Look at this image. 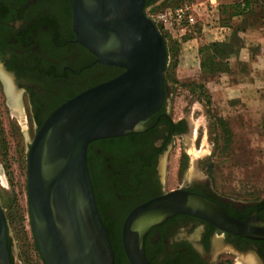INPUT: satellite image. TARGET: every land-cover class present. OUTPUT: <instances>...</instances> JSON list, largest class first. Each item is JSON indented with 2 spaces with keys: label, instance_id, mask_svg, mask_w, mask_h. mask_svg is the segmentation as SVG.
<instances>
[{
  "label": "water",
  "instance_id": "obj_1",
  "mask_svg": "<svg viewBox=\"0 0 264 264\" xmlns=\"http://www.w3.org/2000/svg\"><path fill=\"white\" fill-rule=\"evenodd\" d=\"M71 16L74 40L96 62L121 72L58 105L28 141L30 224L45 264H113L109 233L88 171L87 147L97 139L146 128L166 99V44L145 11V0H71ZM177 213L232 234L264 238V220L255 212L238 219L209 197L176 188L137 205L125 217L121 244L130 264H150L144 252L145 234ZM7 239L0 207V264L10 262Z\"/></svg>",
  "mask_w": 264,
  "mask_h": 264
},
{
  "label": "flooded vegetation",
  "instance_id": "obj_2",
  "mask_svg": "<svg viewBox=\"0 0 264 264\" xmlns=\"http://www.w3.org/2000/svg\"><path fill=\"white\" fill-rule=\"evenodd\" d=\"M74 38L71 0H0V86L22 126H34L36 131L65 100L121 72L96 62ZM7 79L15 95L14 106L6 91ZM166 88L165 84L167 96ZM187 129L185 119L171 118L165 99L144 130L88 145L89 175L103 215L116 221L114 211H119L125 219L137 205L164 193L160 159ZM181 188L209 197L235 218L255 212L264 220V203H237L215 192L208 180H194ZM217 243L239 256L242 264H264V238L222 231L185 213L153 226L144 236V252L150 264H214L211 255ZM119 264L130 263L124 258Z\"/></svg>",
  "mask_w": 264,
  "mask_h": 264
},
{
  "label": "rangeland",
  "instance_id": "obj_3",
  "mask_svg": "<svg viewBox=\"0 0 264 264\" xmlns=\"http://www.w3.org/2000/svg\"><path fill=\"white\" fill-rule=\"evenodd\" d=\"M184 1L192 3L196 19L191 32L180 35L173 27L155 20L160 10ZM235 2L156 0L145 7V11L154 19L168 50L164 83L168 89L165 97L169 115L174 120L185 119L188 126L183 137L177 136L169 152L161 157L162 191L181 188L194 180H208L215 192L250 205L264 203V126H261L264 102L254 98L249 87L241 104H231L234 94L232 88H228L231 86L218 83L220 79L209 82L215 77H206L201 72L200 54L195 50L200 43L212 42L209 36L214 28L228 25ZM235 54L228 51L223 57L229 60ZM222 80L226 82L227 78ZM220 119L226 123L218 124ZM34 133V126H22L18 115L11 111L1 85L0 207L7 225V247L12 264H45L32 234L28 207L26 156L28 141ZM114 212L116 221L107 214L103 217L112 229L115 245L117 238L120 239V250L115 248L121 256L115 263L119 264L127 259L121 244L124 212ZM218 244L211 255L214 264H242L239 256L227 252L224 245L220 249Z\"/></svg>",
  "mask_w": 264,
  "mask_h": 264
},
{
  "label": "crops",
  "instance_id": "obj_4",
  "mask_svg": "<svg viewBox=\"0 0 264 264\" xmlns=\"http://www.w3.org/2000/svg\"><path fill=\"white\" fill-rule=\"evenodd\" d=\"M259 1L256 3L259 7L231 16L228 25L214 28L209 36L212 42H231L232 49L236 51L228 62L231 69L220 71L215 80H209L218 82L220 79L221 82L218 83L231 86L228 88H232L234 94L230 103L234 105L241 104L242 99L246 98L245 90L249 87L257 95L253 97H258L264 102V0ZM208 43L210 42L202 44ZM202 44L196 46L195 50L198 51ZM225 77L226 82L222 80Z\"/></svg>",
  "mask_w": 264,
  "mask_h": 264
},
{
  "label": "trees",
  "instance_id": "obj_5",
  "mask_svg": "<svg viewBox=\"0 0 264 264\" xmlns=\"http://www.w3.org/2000/svg\"><path fill=\"white\" fill-rule=\"evenodd\" d=\"M156 0H145V7L152 5ZM259 0H242V1H236L235 5L233 6L232 12L229 14V17L239 14V13H244L245 11H252L255 7H259L256 3H259ZM230 20V19H229ZM228 20V21H229ZM227 21V22H228ZM231 42H210L208 44H202L201 47H199L198 53L200 54V68L201 72L205 73L206 77H211V76H216L220 71H227L231 69L230 65L228 64L229 60L227 58H224V54L227 53L228 51L236 52L234 49H232ZM168 61V50H167V57H166V64ZM166 71V69H165ZM164 71V73H165ZM226 123L223 119H220L218 121V124H224ZM261 125L264 126V117L262 118ZM227 131V130H224ZM91 141L90 143H92ZM89 143V144H90ZM88 144V145H89ZM88 160V157H87ZM87 166H88V161H87ZM88 170L90 172V169L88 167ZM90 179L92 181L93 187H94V181L90 175ZM95 200L96 204L99 210V213L101 215V218L103 220V223L107 227L108 233H109V238L111 242V246L114 252V260L113 264L117 262L118 259H121L120 255L118 256L116 253L115 248L117 247L118 250H120V239L116 241V245L113 242L112 239V229L110 226L107 225L105 218L103 217L102 209L101 206L99 205L97 201V194L95 192ZM120 261V260H119ZM10 263L12 264V260H10Z\"/></svg>",
  "mask_w": 264,
  "mask_h": 264
},
{
  "label": "built area",
  "instance_id": "obj_6",
  "mask_svg": "<svg viewBox=\"0 0 264 264\" xmlns=\"http://www.w3.org/2000/svg\"><path fill=\"white\" fill-rule=\"evenodd\" d=\"M155 20L160 21L166 27H173L180 35L185 34V32H191L196 23L192 12V3L189 1L160 10L155 16Z\"/></svg>",
  "mask_w": 264,
  "mask_h": 264
},
{
  "label": "bare ground",
  "instance_id": "obj_7",
  "mask_svg": "<svg viewBox=\"0 0 264 264\" xmlns=\"http://www.w3.org/2000/svg\"><path fill=\"white\" fill-rule=\"evenodd\" d=\"M5 81H6L5 84H6V91L8 93V97L10 99L11 104L14 106L15 105V101H14L15 95H14L10 80L7 79Z\"/></svg>",
  "mask_w": 264,
  "mask_h": 264
}]
</instances>
